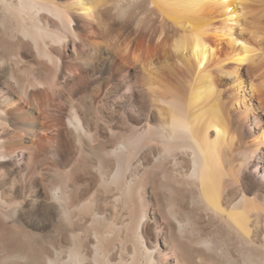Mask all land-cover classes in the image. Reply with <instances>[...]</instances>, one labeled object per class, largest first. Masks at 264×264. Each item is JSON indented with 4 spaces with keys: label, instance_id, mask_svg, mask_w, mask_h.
<instances>
[{
    "label": "bare ground",
    "instance_id": "bare-ground-1",
    "mask_svg": "<svg viewBox=\"0 0 264 264\" xmlns=\"http://www.w3.org/2000/svg\"><path fill=\"white\" fill-rule=\"evenodd\" d=\"M263 69L264 0H0V264H264Z\"/></svg>",
    "mask_w": 264,
    "mask_h": 264
},
{
    "label": "rangeland",
    "instance_id": "rangeland-1",
    "mask_svg": "<svg viewBox=\"0 0 264 264\" xmlns=\"http://www.w3.org/2000/svg\"><path fill=\"white\" fill-rule=\"evenodd\" d=\"M111 20H113L112 24H113L114 29L117 30V31H122L124 33V37L125 38L128 39V37L132 36V34H133V28L132 27H127L126 29L123 28L122 27V20L119 19V18L117 19V17L116 18L113 17V18H111ZM27 52L30 53V54H27ZM32 54H33V50L31 52V48H30V50L28 49V51H26V55L25 54H23V55H24V58L30 59L28 57H30V55H32ZM67 62H66L67 66L69 65V66H71V68L74 71H77L79 66L76 63H74V62L73 63H71V62L67 63ZM263 72H264V69L259 72V75H261V74L263 75L264 74ZM84 74L87 77V74L86 73H84ZM119 81L115 82L116 84L114 85L115 88L113 89V91H114L113 94H115V96L118 95L117 96L118 98L119 97L122 98V101H121V104H120V102H118L119 107H116V109L112 110L113 111L112 112V114H113L112 119L115 120V121L112 120L114 122V124L115 123L116 124L120 123V121L121 122H123V121L125 122L126 121L125 113L127 112V108L129 106V103L130 102H136L142 96L141 92H138V95H136V96L135 95L134 96L130 95V92L128 90L129 88H127L126 83H124L123 81H121V82H119ZM84 83H83V86L81 88L82 90L84 88L87 89L88 86H89V83H85V84ZM110 98H109V100H110ZM49 99H50V100H48V108H49L48 111L50 113L49 116L52 115L51 116L52 120L54 119L55 121H57V120L61 121L63 119V117H64V115H63L64 113H63V108L60 105V102L57 99H53V98H49ZM252 119H253V116H249L248 115L247 121H244L242 126H241V128H240L241 129L240 130L241 141L243 140L241 142L243 145L241 144V146H240V149H242L241 150V152H242L241 156L245 160L247 159L248 161H247V163H244V165H243V167H242V169H241V171L239 173V176L242 179L243 184L246 185V186L245 185L244 186L247 187L248 189H251L253 191V195L255 196L256 200L259 202V203L257 202L258 205L261 206L260 209H264V179L260 180V179H258L255 176L256 175L255 173L257 171L259 172V170H260V174H261V172L263 170L262 168L264 167V141H263L262 138L261 139L258 138L259 134H260V131L263 130V132H264V119H263V117L261 119V123H260L261 128H260V126L256 127V124H255L256 122L253 121ZM260 140H262L263 143H261L262 141H260ZM256 141H258L259 143H257ZM55 144H50L45 149V151H44V159H45V161H47L49 159V161L55 162L58 168L61 167L60 170H64L66 168V165H65V163H66L65 160L66 159H64V157H62V151H61L60 147L55 145ZM18 160H19L18 161L19 171L23 175V173L25 172L24 171L25 170L24 167H25V164H26V158L22 157L20 155ZM79 174H78V177L81 180L88 179L87 175H83L81 173H79ZM259 211L261 213L264 212L262 210H259ZM207 229L211 230V226L209 228H207Z\"/></svg>",
    "mask_w": 264,
    "mask_h": 264
}]
</instances>
